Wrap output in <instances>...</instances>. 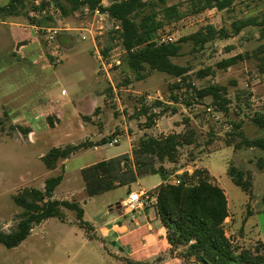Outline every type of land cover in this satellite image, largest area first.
Returning a JSON list of instances; mask_svg holds the SVG:
<instances>
[{"label": "rangeland", "instance_id": "obj_1", "mask_svg": "<svg viewBox=\"0 0 264 264\" xmlns=\"http://www.w3.org/2000/svg\"><path fill=\"white\" fill-rule=\"evenodd\" d=\"M42 1L48 5L36 11L34 8L40 7ZM8 2L0 0V6ZM191 2L167 0L161 5L153 1L157 11L176 5L182 13L181 20L165 22L158 37L174 35L180 40L206 26L231 31L234 21L264 13V0H235L226 11L210 9L198 14L193 13ZM11 22L29 26L34 23L43 29L34 35L43 55L30 61L21 60L19 54L0 53V232L14 231L23 218L24 209L15 201L19 194L24 190H44L48 179L60 175L63 180L52 200L78 203L85 211L84 221L101 226L108 220L109 207L119 213L117 204L127 199L128 187L90 197L80 170L128 152L132 145L135 149L142 139L194 132L193 144L180 147L174 161L153 159L155 169L162 168L165 176L159 173L145 176L140 185L152 189L163 181L174 183L184 173L206 170L228 199L227 236L242 247L264 242V151L235 149L233 146L241 138L233 139L230 133L231 125L240 123L246 138L264 137V129L252 121L257 114H264V75L259 73L258 61L253 58L227 70L217 68L222 60L251 55L262 43L258 27L246 28L229 39L214 40L204 50L194 51L193 42H185L182 56L173 59L190 69L185 89L188 84L196 89L209 85L227 89L230 104L225 115L214 109L211 98L197 101L192 90L174 88L178 80L167 74L147 69L144 78L139 79L123 63L126 52L120 34L115 32L119 24L108 15L84 8L65 16L53 0H38L28 2L21 15L0 19V29L8 30L9 25L3 23ZM7 37L4 36L2 47L12 50L14 45L10 42L8 45ZM106 48L110 50L106 52ZM209 68L211 74L199 78L198 72ZM62 91L67 97H60ZM99 92L101 96L95 98L100 105L91 110L83 99ZM157 102L161 108L151 111L157 117L150 126L147 118L138 114L143 104L153 107ZM36 106L41 109L32 122L25 110ZM55 108L61 110L60 115L53 113ZM164 108L168 112L161 116ZM172 108L177 114L173 115ZM114 137H119L120 143L109 147L108 142ZM84 143L88 146L73 153L67 161L60 160L54 170L48 169L42 160L53 148ZM231 167L250 175V194L235 185L229 175ZM63 212L64 220H47L20 246L8 249L0 245V264H121L107 260L98 247L100 244L89 241V233L79 223L76 212L68 209ZM177 250L183 257L186 247ZM181 263L199 264L194 258L184 257Z\"/></svg>", "mask_w": 264, "mask_h": 264}, {"label": "trees", "instance_id": "obj_2", "mask_svg": "<svg viewBox=\"0 0 264 264\" xmlns=\"http://www.w3.org/2000/svg\"><path fill=\"white\" fill-rule=\"evenodd\" d=\"M38 0H9L0 6V19L19 16L26 9L27 3ZM155 0H123L113 2L109 6H102V0H53L62 14L68 16L82 9H88L92 13L99 11L119 24L122 48L126 55L123 63L128 69L143 79V73L148 69L150 72L164 73L175 78L178 82L174 85L177 90L193 92L195 99L204 100L211 98L214 109L217 112L228 115L230 104L227 98V89L219 85H209L202 89H196L191 84L184 88L189 80L190 69L174 62V58L182 56L183 43L192 41L194 51L204 50L205 46L214 40L229 39L232 35H239L244 29L258 27L261 31L262 43L247 58L237 55L222 60L217 64L219 70H227L230 67L243 62L248 58L258 61V70L264 75V13L260 17L240 19L232 23L231 31L222 28L216 30L212 26H206L197 33L178 40L175 43L159 44V31L164 28L165 22L170 23L182 19V13L178 6H170L156 10L153 3ZM161 5L167 0H157ZM235 0H192V11L195 14L216 9L219 12L231 8ZM47 3H41L36 11L45 9ZM162 17L160 19L159 17ZM38 24L42 22H37ZM110 49L106 48V52ZM211 74V69L198 72L199 78ZM178 103V99H175ZM161 108L157 102L152 106L142 105L139 116H145L151 126L156 114L151 111ZM174 109V108H172ZM167 109L160 112L161 116L167 113ZM173 115L176 110L171 111ZM51 128L54 124L51 118L47 119ZM253 123L260 129H264V114H257ZM241 124L231 125V135L241 141L233 147L237 150L242 148L259 149L264 151V137L248 139L241 130ZM2 130L0 124V131ZM194 132L185 134H173L165 138H148L140 140L139 146L133 149L132 159L125 154L116 158L98 162L81 170L85 183V189L90 197L98 196L112 191L117 187L127 186L128 195L133 192L140 177L161 174L165 172L155 169L153 159L159 161H174L178 149L182 146L193 144ZM232 146V141L228 140ZM86 143L65 148H53L42 157L48 169L54 170L60 160H68L71 155L84 147ZM229 175L236 186L245 193L250 194L252 180L249 174L235 167L229 169ZM63 177L57 176L48 179L44 190H24L16 198V204L24 209V216L17 228L10 232H0V245L8 249L20 246L32 233L34 226L42 222L57 218L64 220L63 209L74 211L81 226L90 228V224L84 221V209L78 203L52 200L56 188L61 184ZM180 183L160 184L154 189V206L157 215L167 232V239L173 250L186 247L184 258H194L199 264H264V242H258L255 246L242 247L233 242L227 236L226 220L229 218L228 199L224 189L217 183L206 170H196L193 174L184 173L179 177Z\"/></svg>", "mask_w": 264, "mask_h": 264}, {"label": "crops", "instance_id": "obj_3", "mask_svg": "<svg viewBox=\"0 0 264 264\" xmlns=\"http://www.w3.org/2000/svg\"><path fill=\"white\" fill-rule=\"evenodd\" d=\"M3 24L7 26L9 25L10 28L8 30L0 29L1 54L8 55V53H12L16 56L19 54V58L21 60L30 61L39 58L40 55H43V51L38 48V45L40 46L38 37L34 36L37 35L36 28H38L34 23L31 24V26L23 25L17 22ZM4 36H8L6 41H8V45L9 42L13 44L14 49L5 50V48L2 47V44L4 43ZM19 43H21V45L18 47ZM101 94L102 93L100 92L95 94L91 93L83 100L86 103H89L91 110H94L100 105L95 97L101 96ZM56 97L59 98V94H57ZM60 97H67V93L65 96L60 95ZM79 104H82L81 100ZM40 109V106H36L33 109L25 110L27 114H29L32 122L36 121V116ZM55 109L56 110H53V113L60 115L61 110L58 108ZM79 111H81V109ZM92 120L94 121L95 119ZM133 149L134 147L132 145L128 152L120 153L101 161L116 158L125 154L129 155L132 159ZM96 163L98 162L92 163L86 167ZM143 177H140L137 183L132 186L133 189L136 188V191H152L160 184L166 182H160L153 186L152 189H144L140 185V179ZM125 201L117 204L119 213L114 212L115 210L113 209V206L109 207V211L106 212L108 220L101 226L90 224V228L86 227V231L89 233V241L100 244L98 247L103 251L107 260L116 261L121 264H182L181 260L183 257L178 255L180 250H173L169 244L166 229L163 227L157 215L154 204L144 206L131 212L123 206ZM46 221L35 226L31 235L35 233L37 227L41 226ZM110 247H114V249H109Z\"/></svg>", "mask_w": 264, "mask_h": 264}, {"label": "built area", "instance_id": "obj_4", "mask_svg": "<svg viewBox=\"0 0 264 264\" xmlns=\"http://www.w3.org/2000/svg\"><path fill=\"white\" fill-rule=\"evenodd\" d=\"M123 0H102V6L106 7L109 6L113 2H122ZM97 14H101L99 11H95ZM103 16H106V14H101ZM42 28H36L37 34H39V31H42ZM179 38H175L174 35H167V36H160L156 39V41L160 44H170L175 43L178 41ZM62 96L66 95L65 91L61 92ZM160 97V96H159ZM120 143L119 137H114L108 142L109 147L116 146ZM180 180H176L174 184H179ZM154 191H133L128 195L127 200L124 203V207L128 209L129 211L133 212L139 208H142L144 206H150L155 203L156 199L154 198Z\"/></svg>", "mask_w": 264, "mask_h": 264}]
</instances>
